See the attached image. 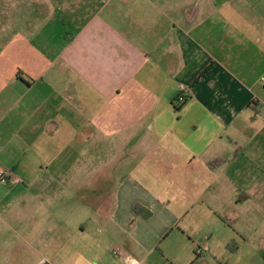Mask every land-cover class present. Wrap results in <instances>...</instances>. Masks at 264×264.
Returning a JSON list of instances; mask_svg holds the SVG:
<instances>
[{"label": "crops", "instance_id": "1", "mask_svg": "<svg viewBox=\"0 0 264 264\" xmlns=\"http://www.w3.org/2000/svg\"><path fill=\"white\" fill-rule=\"evenodd\" d=\"M2 10L0 140L79 137L86 112L120 140L0 188V264H264V0Z\"/></svg>", "mask_w": 264, "mask_h": 264}, {"label": "rangeland", "instance_id": "2", "mask_svg": "<svg viewBox=\"0 0 264 264\" xmlns=\"http://www.w3.org/2000/svg\"><path fill=\"white\" fill-rule=\"evenodd\" d=\"M12 2L13 0H0V29H2L5 24V20H3L5 18L3 15L4 10H2V7L11 5ZM87 109H90V107L86 106V110ZM78 123L79 125H82L83 123L85 128L83 130V135L76 137V121H70L68 123H65L64 121L58 122V124L63 127L65 133H75L74 136L68 135V137L63 139H51L48 137H38L35 139L33 138V133L26 130L21 133V136L15 138L12 135V130L6 129L1 136L2 141L0 140V169L8 171L9 175L5 180L0 179V183L2 184H0V188L10 187L9 189H11L12 187H16L14 184L18 183L19 185L21 184V181H23L25 186L21 185L22 187L20 189L27 190L28 183L31 178L41 177V175H44L42 177H60L61 170H56L55 167L61 168V165L64 168L67 167L68 170L65 171L64 175L69 173L70 177L77 171L75 167L79 164V162H82L83 158V156H78L76 153L77 146H83L86 150H91L93 146H95L102 150L100 155L95 156V160H92L94 155L91 153V151L86 153L84 155L86 165L94 164L93 162H103L106 158V152L108 151L107 149H110L113 147V145L117 144V142L120 140L119 137H109V135L104 134V132H100L98 135H93V131L96 128L93 125L92 116L90 113L86 112L82 120ZM51 127L54 129L55 126L51 125ZM25 136L30 137L24 138ZM6 142H9V144H7L4 149H1L3 147L2 144L5 145ZM48 143L50 144L51 148L49 151L48 149L50 148H48ZM45 148L47 149L45 150ZM105 149L107 150L106 152ZM23 152L25 154H23ZM18 158H21L22 160L19 163L16 162ZM69 200L72 201L71 198ZM69 204L70 208L72 206L75 211V203L72 205L71 203ZM80 214L81 211L79 212V215ZM77 217L78 216L75 213V215L72 216L70 223H76L80 218H82ZM10 235L11 234L8 236ZM3 237L4 235H0V238ZM11 237H13V235H11Z\"/></svg>", "mask_w": 264, "mask_h": 264}, {"label": "built area", "instance_id": "3", "mask_svg": "<svg viewBox=\"0 0 264 264\" xmlns=\"http://www.w3.org/2000/svg\"><path fill=\"white\" fill-rule=\"evenodd\" d=\"M183 91V94L182 97L179 98L180 101H182L186 96H187V93H188V90L186 88L183 87L182 89ZM9 175V172L8 171H4V170H1L0 169V179L1 180H5L7 178V176ZM115 255H122V252L120 249H117L115 252H114Z\"/></svg>", "mask_w": 264, "mask_h": 264}, {"label": "trees", "instance_id": "4", "mask_svg": "<svg viewBox=\"0 0 264 264\" xmlns=\"http://www.w3.org/2000/svg\"><path fill=\"white\" fill-rule=\"evenodd\" d=\"M137 207H139V205ZM137 207H136V210H137Z\"/></svg>", "mask_w": 264, "mask_h": 264}]
</instances>
